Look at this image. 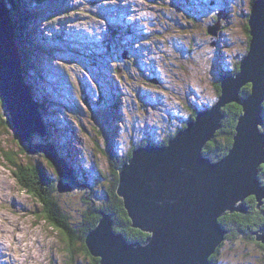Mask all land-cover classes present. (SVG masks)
<instances>
[{
	"label": "rangeland",
	"instance_id": "obj_1",
	"mask_svg": "<svg viewBox=\"0 0 264 264\" xmlns=\"http://www.w3.org/2000/svg\"><path fill=\"white\" fill-rule=\"evenodd\" d=\"M2 1L12 38L23 42L8 52L21 68L22 91L45 102L42 117L51 112L46 135L33 132L30 141H53L67 162L69 175L62 179L70 189L51 193L77 221L105 200L131 150L159 145L217 101L220 76L248 52L246 25L256 0ZM20 31L28 37L20 38ZM7 106L0 93V264H91L80 241L72 262L68 238L40 215L48 217L45 203L20 188L18 172L22 176L28 165L18 161L13 170L5 160L4 151H19L22 143ZM40 146L35 151L44 154ZM29 153L50 174L49 188L57 178L54 166ZM252 232L245 241L234 232L225 236L215 264H264V245Z\"/></svg>",
	"mask_w": 264,
	"mask_h": 264
},
{
	"label": "water",
	"instance_id": "obj_2",
	"mask_svg": "<svg viewBox=\"0 0 264 264\" xmlns=\"http://www.w3.org/2000/svg\"><path fill=\"white\" fill-rule=\"evenodd\" d=\"M5 16L7 11L1 4L0 93L8 105L15 135L32 151V133L36 130L45 136L46 132L38 120L37 103L28 89L22 91L19 63L8 53L17 44L10 18L7 16L9 23L2 20ZM248 28V52L236 73L220 76L217 101L210 108L198 109L195 118L166 144L134 149L119 166L117 194L123 199L131 226L148 235L143 241H128L102 212L85 238L90 254L99 257L100 264H210V256L228 233L219 218L226 212H246L245 199L250 195L261 204L264 185L258 173L264 164V133L259 129L264 122V0L252 4ZM244 85H250L251 91L242 99ZM232 102L243 107L232 145L224 157L212 161L202 149L221 127L222 109ZM41 149L53 161L58 176L68 177L65 162L57 158L51 143ZM58 188L61 192L70 189L61 181ZM252 233L264 244V227Z\"/></svg>",
	"mask_w": 264,
	"mask_h": 264
},
{
	"label": "trees",
	"instance_id": "obj_3",
	"mask_svg": "<svg viewBox=\"0 0 264 264\" xmlns=\"http://www.w3.org/2000/svg\"><path fill=\"white\" fill-rule=\"evenodd\" d=\"M35 1L37 3H42L44 0H35ZM8 2L12 4V1H8ZM246 30L248 32V37L250 38L248 25H246ZM21 35H22V32H21ZM21 38L23 39V37ZM19 45H21V43ZM238 67L239 66L237 65L230 73H236L239 69ZM215 86H216L215 88H217L216 97L218 98L220 94V82L218 81L215 84ZM249 87L250 86L248 85L241 89V93H240L241 97H246V95L248 94L246 93L247 88ZM222 110L225 116L222 120L221 127L216 131L212 140L208 141L202 149L203 155H205L212 161H216L220 157H223L227 154L232 144V137L235 133V126H236L237 118L238 116L241 115V112H242V106L241 104L237 102H232V103L227 104ZM262 114L264 118V111ZM8 119L9 121L11 120L10 115H8ZM12 125L13 124L11 123L10 126L12 127ZM48 126L49 125L45 124L46 128ZM182 126L185 127V124H183ZM261 131L263 132L262 128H261ZM172 136L173 134L168 135L165 139L160 141L159 144H166L168 142V139ZM48 141L49 140L39 142L38 140L33 139L32 141H30V147L33 145L34 146L36 145L35 147H37V146L43 145L44 143H49ZM52 143L54 142L52 141ZM19 145H21L19 151H13L12 149L11 151H8V150L4 151L5 160L8 161L9 164H11V167L13 168V170H15L14 164L18 161H20V163L22 164V168L28 165L26 169L24 170V174L22 176L18 172V177L20 176V179L18 178L20 188L24 192H26L28 195H32L35 198L45 203V205L47 206L49 210L47 211L48 217L47 215L45 216L43 212H41L40 215L42 219H44L45 221L49 219L52 225H54L57 230L61 231V233L64 234L68 238L69 240L68 243L70 245H67L68 246L67 251L69 253V256L73 258L72 262H75L76 260V256H75L76 251L74 250V246L76 245H73V244L76 241H80L82 242L81 249L84 251V254L86 256L89 255L92 258L91 264H100V261H99L100 259L93 257L90 254L87 246L85 245L86 244L85 238L87 234L97 225L99 219L101 218V214L99 213L100 211L105 212V214L108 215L112 219V221L114 222L113 229L117 232L123 233L128 241H134V240L143 241L147 237L148 235L147 233L142 232L141 230L137 228H133L131 226V220L124 207L123 200L117 194L119 172L113 173V176L115 177V179L112 182V190L110 192H106V196L104 197L105 200L101 202V205H99L98 208L91 207L90 210H92V213L90 215L83 217L82 219H78L77 221H70L67 213L65 214L62 210L58 196L53 195L51 193L52 188H54V190H56L57 193L59 192L62 193L58 188V183L61 181V183L64 184L63 183L64 180L60 178L57 173V178L56 176L54 178L56 179V182L53 181V184H51L48 188L47 186L49 183L48 176H50V174L47 172V170L42 165V163L36 160L33 161L29 156L26 155V154L32 155L29 153L30 151L27 149L28 147L26 143H21V144L19 143ZM35 147L32 148V150L35 152L34 156L41 157L42 155L44 156L45 160L50 165H53V163L46 156V154L45 153L41 154V152L39 151L40 150L39 148H38L39 150L35 151L36 149ZM19 154L25 156V161H23L21 157L19 158L18 156ZM130 154L131 152L122 161H127L130 158ZM54 170H56V168ZM258 176L260 180L264 183V165H261L259 167ZM245 206L247 208V211L244 213L226 212L219 218L221 224L228 230L226 239L229 238L233 232L237 233L238 235L241 234L244 236H246L247 234L249 238V234L252 231H257L259 228L264 227V203L261 204L260 207H258L255 197L248 196L245 199ZM222 245L220 244L219 247L217 248V253L221 249L220 247ZM217 253L211 256V264L216 263Z\"/></svg>",
	"mask_w": 264,
	"mask_h": 264
},
{
	"label": "bare ground",
	"instance_id": "obj_4",
	"mask_svg": "<svg viewBox=\"0 0 264 264\" xmlns=\"http://www.w3.org/2000/svg\"><path fill=\"white\" fill-rule=\"evenodd\" d=\"M48 0H44L43 2H44V4H46V2H47ZM0 2H1V0H0ZM34 3L35 4H38V5H42V3H37L36 1H34ZM8 13V12H7ZM9 14V13H8ZM19 17V16H18ZM2 20L4 21V22H7V23H9L8 21H9V19H8V17L7 16H5V17H3L2 18ZM20 23V22H19ZM22 23H20V25H21ZM12 27V26H11ZM136 30V32L138 31L137 30V28L135 29ZM20 35H21V31H20ZM22 35H25L26 36V38L28 37V33L27 32H22ZM21 35V37H23ZM15 36V35H14ZM20 37V38H21ZM23 39H24V37H23ZM16 42V41H15ZM17 43V42H16ZM20 43H23V42H20ZM18 44V43H17ZM26 68V67H25ZM179 69V68H178ZM7 82V81H6ZM31 94V93H30ZM247 97V96H246ZM238 98H239V96H237V100H238ZM242 99H244V98H242ZM38 100H39V102H40V98H38ZM243 101V100H242ZM34 102V101H33ZM42 105H40V103H37V105L40 107V108H37V109H39L38 111H37V109H36V112H37V114H38V120L40 121V123L42 122V124L44 125V127H45V124L46 125H48L49 123H48V118H49V120H50V117H48V115H49V113L51 114V112H48V111H45V113H46V116H45V114L43 115V117H44V120H43V117L41 116V113L42 112H40L41 110H43L44 108V104H45V102H43V103H41ZM242 106V105H241ZM7 109H8V107H7ZM45 110V109H44ZM242 112H243V107H242ZM242 115V114H241ZM262 117H263V115H262ZM262 126V125H261ZM261 126H259V129H260V133H264V132H262L261 131ZM46 128V127H45ZM37 131L35 130L34 131V133H36ZM15 133V132H14ZM1 137V136H0ZM147 138V137H146ZM60 142H63L62 143V145L64 144V142L65 141H63V139H61L60 140ZM22 143H25V142H22ZM66 145H69L68 144V142H66L65 143ZM51 145H52V143H51ZM58 146V145H57ZM54 150L56 151V154H57V158L58 159H60L61 161H64L62 158H60L59 157V155H58V151L56 150V148L54 147ZM5 153V152H4ZM54 155V154H53ZM54 156H56V155H54ZM20 157V156H19ZM206 157V156H205ZM49 158V157H48ZM111 158V157H110ZM206 158H208V157H206ZM50 159V158H49ZM66 159V158H65ZM51 160V159H50ZM51 162H53L52 160H51ZM65 162V165H67V162L66 161H64ZM113 162V161H112ZM78 165V164H77ZM264 165V164H263ZM68 167V166H67ZM79 168V166H76V168ZM66 169V168H65ZM67 169H69V168H67ZM70 170V169H69ZM79 170H81V168H79ZM263 170V169H262ZM97 171V170H96ZM52 173V172H51ZM82 174V173H81ZM17 176V175H16ZM93 208V207H92ZM76 212V211H75ZM107 219H111L109 216L107 217ZM113 224H114V222H113ZM247 224V223H246ZM244 236V235H243Z\"/></svg>",
	"mask_w": 264,
	"mask_h": 264
},
{
	"label": "flooded vegetation",
	"instance_id": "obj_5",
	"mask_svg": "<svg viewBox=\"0 0 264 264\" xmlns=\"http://www.w3.org/2000/svg\"><path fill=\"white\" fill-rule=\"evenodd\" d=\"M191 117V116H190ZM236 235H238V234H236ZM241 235V234H240ZM230 237H233V236H230ZM241 237H242V239L245 241V236H243V235H241ZM252 236H250L249 235V239L251 238ZM254 242V241H253ZM256 242V241H255ZM258 245V244H257ZM262 245H264V244H262ZM264 249V248H263Z\"/></svg>",
	"mask_w": 264,
	"mask_h": 264
}]
</instances>
